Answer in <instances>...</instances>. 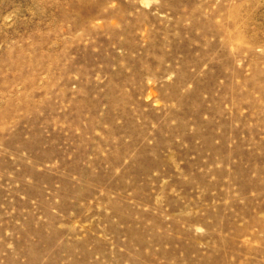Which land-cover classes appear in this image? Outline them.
<instances>
[{
    "label": "rangeland",
    "instance_id": "374dc122",
    "mask_svg": "<svg viewBox=\"0 0 264 264\" xmlns=\"http://www.w3.org/2000/svg\"><path fill=\"white\" fill-rule=\"evenodd\" d=\"M0 264H264V0H0Z\"/></svg>",
    "mask_w": 264,
    "mask_h": 264
}]
</instances>
